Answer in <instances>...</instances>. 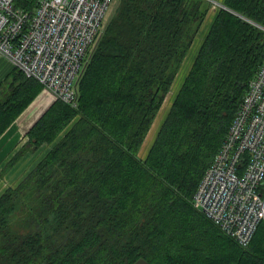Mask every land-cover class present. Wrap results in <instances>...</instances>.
<instances>
[{
    "label": "trees",
    "instance_id": "1",
    "mask_svg": "<svg viewBox=\"0 0 264 264\" xmlns=\"http://www.w3.org/2000/svg\"><path fill=\"white\" fill-rule=\"evenodd\" d=\"M37 1L16 4L32 11ZM221 3L210 11V0H117L76 103L52 100L5 165L44 151L0 193V264H264V218L242 246L192 204L264 58V0ZM42 89L12 67L0 81V136Z\"/></svg>",
    "mask_w": 264,
    "mask_h": 264
},
{
    "label": "built area",
    "instance_id": "2",
    "mask_svg": "<svg viewBox=\"0 0 264 264\" xmlns=\"http://www.w3.org/2000/svg\"><path fill=\"white\" fill-rule=\"evenodd\" d=\"M16 1L0 0V56L54 99L75 104L112 0H38L32 11ZM192 204L242 246L264 218V58Z\"/></svg>",
    "mask_w": 264,
    "mask_h": 264
},
{
    "label": "rangeland",
    "instance_id": "3",
    "mask_svg": "<svg viewBox=\"0 0 264 264\" xmlns=\"http://www.w3.org/2000/svg\"><path fill=\"white\" fill-rule=\"evenodd\" d=\"M210 1L212 3V6H211L212 8H211L210 11H212L216 7L222 6L221 1H219V0H216V1L215 0H210ZM116 4H117V0H114L112 5H111V7L109 8V10L106 13V19L109 18L112 15V13L115 10ZM213 12H211L210 14L208 13V16L206 17V19H205V21H204V23L202 25V30L201 31L199 30L200 32H198V35L201 33V36L197 35V37L195 38L191 48L187 51V54H186L181 66L179 67V69H178V71H177V73L175 75V79H174L173 85L171 86L169 92L167 93V95L165 97V100H164V102L162 104L161 110L159 111V113L157 114V116H156V118H155V120L153 122V125H152V127H151V129L149 131L147 139L144 141V144L142 146L144 152H146V149H147L148 145L151 144L154 135L156 134L157 130L159 129L162 121L164 120V118H165V116H166V114H167V112H168V110H169V108H170V106L172 104L173 98H174L179 86L181 85L182 80L184 79L187 71L189 70V68H190V66L192 64V61H193V58H194V54L197 51V49H198V47H199V45L201 43V38L203 36L204 30L206 31V29H208L209 22L212 19L211 15L213 14ZM103 26H104V24H103ZM38 96L41 98L40 100L39 99L38 100L35 99L33 104H31L30 106H27L23 110V112H24V111L28 110L32 106L34 111L37 112L36 118L38 116V113H40L41 110H43L44 108L48 107L50 105V103L52 102V100H53L52 95L44 88L38 94ZM38 96L36 98H39ZM23 112H21V113H23ZM20 135L21 136L23 135V140H21V141H23V142L27 141V136L25 134V131H23V133L21 132ZM15 144H16V140H14L8 147V151H7L8 155L7 156L9 158H7L6 161L3 160V162H4L3 164H1L2 162H0V193L4 189H6L7 187L14 186V184H17L19 182L18 179H17V176H18V178H20L21 175H19L18 171L21 169V165L24 163L25 160L30 161V163L33 161L32 159H30L31 156H32L31 154L33 152H28L24 156V160L19 162V160L21 159L20 158L14 164L15 166L12 164L9 168L5 169V165H6L7 161H9V159L13 156V151L16 149ZM42 149H45V147H43ZM143 151H141V154L143 153ZM34 153H37L38 156L40 157L44 153V151L43 150H41V151L37 150ZM37 161L38 160L35 159V162H37ZM28 166H29L28 164L26 166L23 165V168H26V170H28ZM13 171L16 172L15 176L13 175L14 174ZM26 174H24L22 176V178ZM135 264H144V261H143V259H139L137 262H135Z\"/></svg>",
    "mask_w": 264,
    "mask_h": 264
},
{
    "label": "crops",
    "instance_id": "4",
    "mask_svg": "<svg viewBox=\"0 0 264 264\" xmlns=\"http://www.w3.org/2000/svg\"><path fill=\"white\" fill-rule=\"evenodd\" d=\"M219 1H221V0H219ZM212 15H211V17H212ZM198 36H201V33ZM201 40H202V38H201ZM12 67H14V66L11 65L6 59H4L3 57L0 56V81L3 80L8 73H10V70L12 69ZM36 99L40 100L41 98L39 97V98H36ZM33 102L31 104H33ZM46 108H44V109H46ZM44 109L41 110V112L44 111ZM40 113H38V116H39ZM36 115H37V112L34 111L33 107L31 106L28 110H26L23 113H21L15 119V121L5 130V132L0 136V162H2L1 164L4 163L3 160L6 161L7 158H9L7 156L8 155L7 154L8 147L14 140H16V144H15L16 149L13 151V154L24 143L23 141H21V140H23V135L24 134L22 136L20 134H21V132L22 133H23V131L26 132L29 129V127L36 120L35 119ZM25 155L26 154H24V156ZM31 155L32 156H31L30 159H32L33 161L31 163L28 160L24 161V163L21 165V169L18 171L19 175H21V177L19 176L20 178H18V176H17L18 181H20L22 179V176L24 174H26L29 170H31L33 165L36 163L35 159L38 160V158H39L37 153L33 152ZM24 156L21 157L19 162L24 160ZM27 164L29 165L28 166V170H26V168H23V165L26 166ZM13 172H14L13 175L15 176L16 172L15 171H13ZM14 185H16V184H14Z\"/></svg>",
    "mask_w": 264,
    "mask_h": 264
},
{
    "label": "bare ground",
    "instance_id": "5",
    "mask_svg": "<svg viewBox=\"0 0 264 264\" xmlns=\"http://www.w3.org/2000/svg\"><path fill=\"white\" fill-rule=\"evenodd\" d=\"M113 1H114V0H112V2H111V4H110V7H111ZM110 7H109V8H110ZM108 10H109V9H108ZM84 66H86V65H84ZM22 73H23V72H22ZM23 74H24V73H23ZM255 74H256V73H255ZM24 75H25V74H24ZM25 76H26V75H25ZM26 77H27V76H26ZM252 79H253V78H252ZM252 79H251V80H252ZM43 88H44V87H43ZM48 92H49V91H48ZM49 93H50V92H49ZM50 94H51V93H50ZM52 97H53V96H52ZM53 100H54V98H53ZM66 103H67V102H66ZM69 104H72V105H73V103H69ZM44 110H45V109H44ZM42 113H43V112H42ZM37 118H38V117H37ZM36 120H37V119H36ZM34 122H35V121H34ZM34 122H33V123H34ZM31 126H32V125H31ZM31 126H30V127H31ZM30 127H29V128H30Z\"/></svg>",
    "mask_w": 264,
    "mask_h": 264
}]
</instances>
